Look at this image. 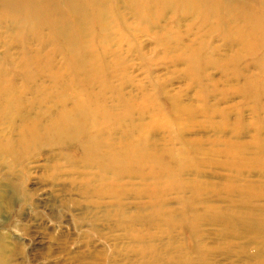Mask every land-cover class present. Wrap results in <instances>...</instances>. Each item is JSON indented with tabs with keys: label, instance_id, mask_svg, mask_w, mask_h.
<instances>
[{
	"label": "rangeland",
	"instance_id": "1",
	"mask_svg": "<svg viewBox=\"0 0 264 264\" xmlns=\"http://www.w3.org/2000/svg\"><path fill=\"white\" fill-rule=\"evenodd\" d=\"M27 1L30 4L24 9L35 12L39 8L42 23L43 17L6 21L0 8V264H264V169L259 166L230 171L191 163L194 166L184 167L180 174L177 170L166 171L168 177L161 174L156 180L158 192L143 190L148 182L143 184L137 177L120 175L129 194L112 199L99 196L94 189L115 186L112 179L116 175L103 170L107 182L100 185L95 175L100 174L99 165L88 162L91 166L86 168L77 160L83 154L81 140L88 146L84 151L101 155H112L109 144L120 142L113 139L119 130L93 134L87 124L94 108L101 113L118 106L123 125L139 129L141 123V139L157 104L165 111L174 105L190 108L195 117L185 135L201 141L204 148L222 136V132L216 134L214 122H220L217 131L226 129L227 136L233 129L244 132L231 139L249 144L240 151L247 164L249 156L255 157L252 124L262 122L254 120L250 108H264V73L258 78L261 96L254 101L251 96L259 95L260 90L244 89V77L252 75L254 82L258 74L249 58H245L248 70L237 79L215 64H222L233 52L229 43L217 38L219 30L213 32L202 55H194L196 72L190 73L192 64L181 57L182 45L174 46L175 34L197 51L201 44L194 41L196 30L208 24L209 18L207 13H195L194 8L181 14L182 3L177 12L166 8L157 25L147 27L152 18L136 24L126 0L125 4L121 0H76L73 8L83 7L76 17L81 15L83 20L73 22L64 35L51 19L62 0ZM247 1L251 13L260 17L259 0ZM114 12L129 27L109 20ZM173 15H177L175 23L170 20ZM22 26L26 31L33 26L34 33L29 37L27 32L21 34ZM38 27L44 28L46 40L45 70L36 72V67L35 74L27 76L21 53L27 46L34 53L39 46ZM116 31L123 32L122 39ZM212 46L219 48L210 57L213 63L206 61L209 54L205 53ZM7 59L13 60L10 65ZM213 109L218 110L214 116ZM148 134L152 146L172 148L164 130ZM92 142L97 143L89 148ZM173 148L177 152L180 144ZM55 149L61 155L51 154ZM69 158L75 161L69 162ZM132 168L126 166L128 171ZM87 178L91 180L88 194L83 188ZM179 181L186 185L179 187L175 184Z\"/></svg>",
	"mask_w": 264,
	"mask_h": 264
},
{
	"label": "bare ground",
	"instance_id": "2",
	"mask_svg": "<svg viewBox=\"0 0 264 264\" xmlns=\"http://www.w3.org/2000/svg\"><path fill=\"white\" fill-rule=\"evenodd\" d=\"M121 1L123 4H125L124 0H121ZM28 2L29 1L27 0H17V2H15L14 0L0 1V8L5 11V17H6L5 20L6 21L10 20L12 22L14 20L15 23L16 21H19L18 17H21L23 20H27L29 18H31V20L32 19L41 20V18L44 15L40 12L39 8H37L35 12L27 11L26 9H24L26 5L30 4ZM76 2H77L76 0H62L61 2L62 4L58 6L59 12L56 13V17L51 16V19L54 20V23L57 26V28L58 29L60 28L61 32L64 35H68L72 23L77 22L78 19L82 17L80 15V18H77L79 14H82L83 7L80 6L79 9L73 8ZM126 2H127L126 5L130 9L129 11L131 15L133 16L134 21L136 20L135 22L136 24H139V23L141 24L143 20L146 19L147 17L152 18L151 21L148 22L147 27L156 26L159 18L162 16V13L164 12L166 8L167 9L170 8L169 12H173V11L177 12L178 11L177 7L181 3H182L181 14L189 13V11L192 8L195 9L194 11L195 13H198V14L207 13L206 17L209 18L208 20L209 23L205 24L202 29L196 30L197 34L195 35L194 41L201 44V47L197 51H194L193 48L190 47V44H183V38L179 34L177 33L175 34L176 40L174 41V46L182 45L183 52H182L181 57L185 58V60L189 64H192L190 73L196 72L195 66H193V63L196 60L194 55H197L196 57L201 56L202 51L203 52L205 51V47L210 42L211 38H213L214 36L213 32L219 30L217 34V38L226 42V45H228L227 43H229L230 44L229 50H233V52L229 55V58H227V60H224L222 64L219 65L220 62H217V61L215 62V64H217L218 68L223 73L231 72L230 75L233 76L235 79H237L238 77L237 75H243L242 71L248 70L246 68H249V66L245 65L248 63L245 58H249L248 60H250V62H253L251 63V65L254 66L258 74L255 76V78H253L254 82H251L252 77L254 76L251 75V76L244 77V83H245L244 89H245V86L247 87L246 89H252V90H254L257 87L260 90L259 95L255 92V94L252 95L251 97L254 101H257L259 99V97L261 96L262 82H260L258 78L262 73H264V0H259V4L257 3L258 5L261 6V9H258V10H261L263 12L261 16L258 18L257 16L253 15L254 11L251 13L250 11L251 5H249L247 0H126ZM184 3H186L187 5H185ZM17 4H18V7H17ZM72 14L75 15V17ZM16 18L18 19L16 20ZM175 18L177 19V15L171 16L170 20H172L175 23V20H176ZM108 19L109 20L115 19L118 21L124 20L123 16L116 12L111 13ZM215 19L217 21H214ZM80 20H83V19H80ZM43 21H44V17H43V20L39 22L42 23ZM234 21H237L238 23L235 24ZM39 22H37L36 24L39 25L38 24ZM145 22L146 21L144 20V23ZM23 23H27V21L26 22L24 21ZM121 23L124 27H129L126 21H122ZM79 24H81L82 26L81 21L79 22ZM232 24L234 26H232ZM105 26L109 27V23L107 22ZM18 27L21 28V25H18ZM46 28L47 27H45V29ZM32 29H33V26L31 27V30L26 31L25 27L22 26L23 31L21 32V34L24 32L25 33L27 32V35L29 37L30 35L34 33ZM43 29L44 28L38 27L37 33L35 32L36 33L35 35H38L37 38L39 37L40 41H39V46L37 47L34 53H32V51H29L28 46L22 49L21 57H22V60L24 61V66L27 67V70H26L27 76L29 74H35L34 71L36 67H37L36 72L42 73L45 70L44 66H42L43 59L44 57H46V55H43L44 54L43 49L45 48V44H46L45 34L43 32ZM120 32L118 33L116 31L115 34H118L119 38L122 39L123 32L121 34ZM186 34H189L188 30L186 31ZM165 36L166 35L163 34L160 40L157 41L156 38H154V40L157 41V44L159 46H162ZM203 36L205 37V39H202ZM69 42L70 41H68L67 44ZM217 49L219 48L212 46V48L209 51L205 52L209 54V55H206L207 62H212V63L214 62V61H211L213 59L210 57L214 55L215 52H219ZM7 60L9 62H6V63H8L9 65L13 61L12 59L10 60L7 59ZM33 61H35L34 62L35 67L31 65ZM198 72L202 73L203 70L198 71ZM245 91L248 94L247 90ZM108 108L109 109L102 110L101 113L97 111V108H94L92 111L93 115L91 116V119L88 120L89 123L87 125L89 126L90 130H93V134L95 136H98L106 131H111L113 129L119 130V135L117 137H114L113 139H117L120 142L115 145L110 143L108 146L110 154L112 155H101V154H94L91 152H86L84 150L88 146L84 142H81L82 140L78 142L80 147H82L83 154H82V157L78 158L77 160L83 163V167L86 166V168L88 166H91L88 164V162L97 163L99 165V170H101L100 174H95V175L98 178V181L101 182L100 185H103L107 182V177L104 176V174H102L106 171L103 172V170L110 169L113 172L112 174L116 175L114 176V179H112L113 180L112 184H114V182L116 183L115 186H110L109 184H107L106 189H97V190L94 189V192H96L99 196H104V195L112 196V199L114 197H115L114 199H116L119 197L121 198L125 194H129L128 190L126 189L127 184L121 182V180H119L118 178L120 177V175L127 176L128 178H131V179L133 177L134 178L137 177L139 181L140 180L143 181V184L144 182H148V185L145 184L147 186H144V185L142 186L144 187L143 190L149 189V190H152V192L153 191L158 192V189H160L157 187L159 186L158 185L159 180L158 181L156 180L160 178L161 174L165 173L166 171H176V170H177V174H180L182 171H184V167H191L195 165L196 167L199 168V167L214 165L216 167L217 166L226 167L230 171H233L234 169L235 171H238V170H241L243 167L250 169L253 165L254 166L257 165L260 168L264 169V141L261 140L260 142L261 134L264 133V115H263L264 108H262L261 106L250 108V113L254 117V120H260L262 122H254L252 124V127L254 129L252 142L255 144V150L253 154L255 155V157L249 156L246 160L247 164L243 160L241 156L242 154L240 151L241 150L245 151L248 148L249 144H246L245 142H239V141L236 142L231 139V137L237 138L238 135H241V133H244V132H240L238 130L233 129L232 131H229L230 133L227 136L228 132L226 131V129L217 131L220 127L219 126L220 122L219 123L214 122V126L217 125L216 128H214L216 134H219L222 132V136L218 135L217 136L218 138L212 140L210 142L209 148H204L203 143L201 141H193V140L188 139L187 135L185 134H187L188 129L190 130V127L188 125L194 121V117H195L193 116V112L189 110L190 108L174 105V106H168V109L165 111L164 108H161L160 106H157V104H155V107L152 111V115L150 116L151 125L149 126L144 125L145 128L151 134L159 129H162L164 130L165 133H168L167 135H169V137H168L167 142L172 143L171 149H169L167 146L165 148H156L158 145L157 143H154L152 146L150 143V138H149V134L147 130H145V136L141 135V139H140L139 134L142 130L141 123H140L139 129L135 128V126L132 124L123 125L122 124L123 119H122L119 107L110 106ZM83 110H84V107H83ZM213 110L214 111L212 112V116H214V114L217 113L216 111H218L217 109H213ZM82 113L83 112L80 111L79 115H81ZM223 115H224L223 117L227 116L226 113H223ZM114 116H116L115 119H114ZM139 119H141L140 116H138V120ZM238 119L239 121L240 119H242L240 114H239ZM71 124H72V121H71ZM136 131L138 132V136H134V132ZM84 132H85V129L83 127V134ZM96 143L97 142L90 143L89 148L94 146V144ZM176 143L180 144V148L178 149L177 152L174 151V148H173V146ZM221 144H222V147L218 148V146ZM61 152H62L61 150L55 149L51 151V154L53 153L55 154V156L56 155L59 156L61 155ZM100 152H104V151L100 150ZM73 161L75 160L74 159L72 160L69 158V162H73ZM104 161H108L110 162V164L116 165V168H107V165H105ZM173 163L175 164V167H174L175 170L172 169V167L174 166L172 165ZM191 163H193L194 165H192ZM128 165L133 166L134 168L128 171L126 170V166ZM56 168L57 167L55 166L54 169ZM165 174L167 176V173ZM111 176L113 177V175ZM169 176L172 177V175H169ZM174 176H176V174ZM148 179L155 180L156 182H151ZM84 180L85 181L83 182L86 183V186L83 188L85 191H87V194H88L90 191H88L87 189L90 190L91 180L89 178L84 179ZM151 183L152 185L150 186ZM175 184L178 185L179 187L182 184L186 185L182 181L175 182ZM141 191L142 190L139 189L136 191V193L139 195L138 192H141ZM146 194H149V193H146ZM157 198H158V195H157ZM0 209H1V205H0Z\"/></svg>",
	"mask_w": 264,
	"mask_h": 264
}]
</instances>
